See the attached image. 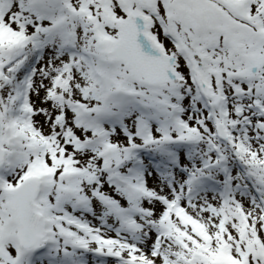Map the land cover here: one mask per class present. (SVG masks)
<instances>
[{"label": "snow or ice", "instance_id": "1", "mask_svg": "<svg viewBox=\"0 0 264 264\" xmlns=\"http://www.w3.org/2000/svg\"><path fill=\"white\" fill-rule=\"evenodd\" d=\"M0 264H264V0H0Z\"/></svg>", "mask_w": 264, "mask_h": 264}]
</instances>
